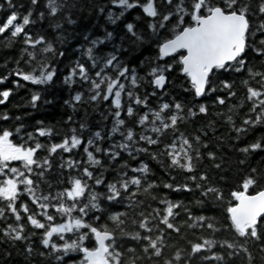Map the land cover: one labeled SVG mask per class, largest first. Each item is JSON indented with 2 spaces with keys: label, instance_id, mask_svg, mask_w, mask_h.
Wrapping results in <instances>:
<instances>
[{
  "label": "snow or ice",
  "instance_id": "obj_1",
  "mask_svg": "<svg viewBox=\"0 0 264 264\" xmlns=\"http://www.w3.org/2000/svg\"><path fill=\"white\" fill-rule=\"evenodd\" d=\"M15 8L0 2V86L11 85L0 105L25 89L33 111L62 93L70 111L62 128L0 113L16 121L0 127V264H256L249 242L264 254V169H243L264 152V135L246 142L264 127V59H248L249 49L264 58V0H29L22 18ZM177 68L190 100L166 91ZM240 76L246 96L229 104ZM225 146L242 157L230 191L208 174L226 171ZM151 161L165 181L150 178ZM217 209L219 218L207 214ZM182 229L208 235L188 240ZM222 232L231 239L214 238ZM172 234L186 245L165 258Z\"/></svg>",
  "mask_w": 264,
  "mask_h": 264
},
{
  "label": "trees",
  "instance_id": "obj_2",
  "mask_svg": "<svg viewBox=\"0 0 264 264\" xmlns=\"http://www.w3.org/2000/svg\"><path fill=\"white\" fill-rule=\"evenodd\" d=\"M0 2H2V0H0ZM13 3L16 5L15 10L18 13H20L21 18H22V15L26 14V12L28 10L29 0H13ZM5 9H6V6H5ZM114 10L118 11V9H114ZM3 14H4V11L0 10V15H3ZM139 14H140V9H138V8L134 9V10H129L128 12H125V16L127 17L128 20H132L133 18H135ZM93 19H95V17H93ZM100 22L101 23L104 22L103 17L100 18ZM31 30L36 31L37 29L32 28ZM258 38L259 37H257V39ZM0 39H2V37H0ZM0 54H2V53H0ZM132 54L137 55L138 53L136 52V50H133ZM152 54L153 53L150 50L146 51L143 53V56L141 58L150 56ZM7 55H12V53L9 52V53H7ZM177 59H178V57H177ZM248 59L258 62L260 59H264V58L256 57L255 54L251 52V49H249ZM169 62H171V60H169ZM0 63H2V61H0ZM234 79L236 81L234 90L236 91L237 95H236L234 100L228 101L229 104H239L241 102L242 98H244L246 96L244 89L240 85V80L243 79V77L242 76L235 77ZM168 80H169V84H168V88L166 89V91L171 92L173 95H176L178 98H180L182 100H184V99L190 100L191 99V97H186L182 92L181 85L183 83L184 77L179 73L178 68L176 69V71L172 72L169 75ZM7 86H11L10 82L8 84L0 86V87H7ZM26 95H27V92L25 89L18 90L16 92V94L11 96L9 98V100L4 105H0V113L7 111L8 114L12 117H16V116L24 117L23 123L26 126L34 125L36 120H43L46 125L50 124V125H53V126L58 127V128L64 127V125L62 123H58V122L65 119L66 115H67V111H70V110L66 111V109L61 106L63 99L67 98L66 95H64L62 93L61 94L62 98L57 102V104L55 106L41 108V109H38L37 111H33L31 109V107L25 105L24 98L26 97ZM152 103L156 104L157 101L155 99H153ZM209 103H211V101H209ZM221 110L222 109H220V108H211L210 112H219ZM223 110H225V111L227 110V105L225 106V108ZM247 110H248V107H243L240 111V116H242L243 113L247 112ZM97 119H99L98 114H92L90 116V121L92 122V125H93L92 131L96 130L95 121ZM209 120H215V117L210 115L206 119L205 118H197L192 123L187 125V128L189 131H192L196 128H200L202 126H207V123ZM15 124H16V121L14 119L9 120L6 123L4 121H0V127H10V126H14ZM106 124H107V126L110 127L111 122L108 121V122H106ZM216 126L219 128V131L216 133L217 135H221V134L227 132V128L224 126V124L222 122H217ZM75 127L78 128V125H75ZM27 130L32 131V128L28 127ZM209 135H211V133ZM261 135H264V127L256 128L252 133L249 134L246 142H252L254 139L260 137ZM85 141H86V136H85ZM42 142H45V141L42 140ZM81 153H82V149L74 150V158L77 160L81 159ZM44 155H45V152H40V156H44ZM224 155L227 157L226 171L215 172V171L209 170L208 174H209L210 179H212L214 182L219 183L220 187L224 188L226 191H230L232 188L236 187V185L239 183L240 179L242 178L241 169L236 164V161L241 159L242 157L239 156L238 154L234 153V152L229 151L227 146H225ZM59 159H60V157H59V155H57L56 156L57 165L59 164ZM84 159H86V157H84ZM262 161H264V152L256 154V155H254L253 158H250L248 160L245 168L243 169V171H246L248 166H256V167H259L261 169H264V163H262ZM117 163H119V161H117ZM150 167H151V172L153 174L150 177L151 179H155L158 183L165 181L167 179V177L164 175L163 171L160 169V166L155 161H151ZM201 168H208L207 160H205V162L201 165ZM172 175H176L178 178H182V177H180L178 172L172 173ZM221 175H223L225 177L224 181H220ZM50 182L54 183L55 181L50 180ZM171 198L172 199H183V197H181V196H173ZM185 202L187 203V200H185ZM153 206H155V205H153ZM209 207L212 208V207H216V206L209 204ZM120 210H124V209H120ZM128 211H129V214L131 216L132 209H128ZM207 214L208 215H214V216L219 218L220 217V210L217 209V211L208 212ZM183 219H184V217L182 216L181 220H183ZM125 227L127 229H131L132 225L130 223H128L125 225ZM182 233L186 236V238L188 240H194L196 236H200V235L207 236L208 235L207 232L202 233L200 231H196L195 234H193L191 230H187V229H182ZM214 238L217 240L224 239V238L231 239V236H230V234L222 232L219 235L215 236ZM167 243L172 245L173 247L172 248H165V250H164L165 258L168 255H170L175 250L176 247H181V248L185 247L186 240L177 237L175 234H172V238L167 240ZM87 246L91 247L92 244L89 243V244H87ZM249 248L252 251L253 256L255 257L256 264H260L261 258H262V256H264V254L259 253L258 249L255 246H253L251 244V242H249ZM13 253L15 254L14 249H13ZM137 254L139 255V253H137ZM70 255L73 257H76L78 259V257L76 256L75 253H71ZM161 259H163V258H161ZM65 264H68V261H65ZM141 264H154V262L150 261L148 259H144L141 261ZM194 264H195V262H194ZM236 264H240L239 259L237 260Z\"/></svg>",
  "mask_w": 264,
  "mask_h": 264
}]
</instances>
